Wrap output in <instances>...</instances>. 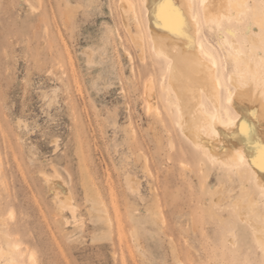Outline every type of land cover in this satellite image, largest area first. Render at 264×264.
Instances as JSON below:
<instances>
[{"label":"rangeland","instance_id":"obj_1","mask_svg":"<svg viewBox=\"0 0 264 264\" xmlns=\"http://www.w3.org/2000/svg\"><path fill=\"white\" fill-rule=\"evenodd\" d=\"M127 1L139 44L119 0H0V223L23 264H264L253 225L238 213L264 226L260 189L179 130L145 6ZM194 5L218 59L221 105L234 114L228 46ZM241 16L221 15L220 28L248 52ZM81 169L110 221L88 213Z\"/></svg>","mask_w":264,"mask_h":264},{"label":"bare ground","instance_id":"obj_2","mask_svg":"<svg viewBox=\"0 0 264 264\" xmlns=\"http://www.w3.org/2000/svg\"><path fill=\"white\" fill-rule=\"evenodd\" d=\"M119 1L124 27L129 37L139 44L128 21V15L135 12L134 6L127 0ZM142 2L145 6L151 49L154 55L166 62L167 83L161 84V89L165 91L168 104L173 105L175 109L179 130L186 139L200 147L212 162L219 161L232 167L240 176L243 173L251 175L264 197V171L258 164L249 163L256 149L246 147L243 138L236 131L239 123L236 118L243 117L254 129V138H264V68L260 67L262 62L258 65L256 60L257 57L264 60L261 39L264 37V5L260 7L256 0H197L202 7L206 24L209 28L214 25L220 37L219 41L228 46L224 55L230 63L227 73L229 86L224 84V88L225 99L234 111L232 114L227 107L223 108L220 102L222 80L216 71L218 59L215 60L211 48L204 43L195 0ZM242 13L248 15L243 30L248 52L238 44L235 34L228 38L220 28L221 15L238 19ZM177 14L183 18V24L179 30H174V17ZM233 31L235 33V30ZM258 33L263 36L260 38ZM230 119L234 121L232 125L228 123ZM80 173L84 201L89 206L88 213L97 219L102 216L106 221H110L98 188H95L90 177L82 169ZM45 180L50 184L49 187L55 183L62 186L60 181ZM233 201L237 205L241 204L240 200ZM241 212L242 209L238 212L241 219L246 218L253 225L257 240L264 249V226L261 222L253 220L251 213ZM22 257L20 243L10 237L8 229L0 223V259H3L5 264H23Z\"/></svg>","mask_w":264,"mask_h":264},{"label":"snow or ice","instance_id":"obj_3","mask_svg":"<svg viewBox=\"0 0 264 264\" xmlns=\"http://www.w3.org/2000/svg\"><path fill=\"white\" fill-rule=\"evenodd\" d=\"M174 30H179L183 24V18L178 14L174 17ZM238 123V134L243 138L244 144L246 147H254L256 149L254 155L249 159V163L256 165L258 164L260 169L264 171V138L255 139L254 138V129L250 126L243 117L236 118ZM229 125L234 123L233 120H229Z\"/></svg>","mask_w":264,"mask_h":264}]
</instances>
